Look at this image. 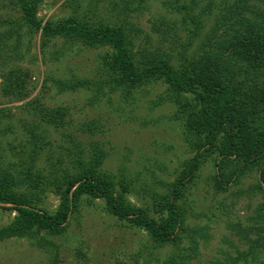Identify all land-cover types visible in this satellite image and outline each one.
I'll use <instances>...</instances> for the list:
<instances>
[{
	"label": "trees",
	"instance_id": "16d2710c",
	"mask_svg": "<svg viewBox=\"0 0 264 264\" xmlns=\"http://www.w3.org/2000/svg\"><path fill=\"white\" fill-rule=\"evenodd\" d=\"M0 1L5 9L0 12L2 95L22 101L28 118L22 120L18 141L5 145L0 141V209L14 213L0 226V241L25 238L44 250L48 264H60V247L49 237L67 232L69 219L77 217L81 204L101 200L105 212L122 222L121 228L147 234L129 264H193L208 226L186 223L188 195L207 161L216 168L211 177L215 192L227 191L255 171L256 188L264 200V8L259 4L263 0H222L208 30L204 21L213 14L212 0L204 6L201 0H163V6L179 15V22L160 16L150 19L155 36L133 19L144 0L111 2V10H118L107 17L100 15L96 0L86 11L64 0L71 11L56 20L38 15L45 0ZM25 34L29 41L38 36L42 59L56 61L75 48L101 50L93 77H47L58 93L87 91L93 102L108 93L129 98L162 84L150 103L173 105L169 118L181 126L193 154L181 160L171 180L159 182L164 190L150 194L151 204L130 200L139 185L137 176L131 177L122 165L116 172L107 169L108 153L99 140L84 147L77 138V133L83 138L103 134L102 119L82 121L75 132H67L73 123L70 106L29 97L31 74L21 64L29 52ZM53 43L48 58L44 49ZM48 128L67 137V145L54 148ZM10 130L14 132L7 123L0 138ZM50 194L58 200L53 210L41 206ZM258 211L254 227L238 229L248 243L246 249L236 248L235 255L207 264H249V260L264 264L259 257L264 250V203ZM254 232L251 238L249 233ZM164 246H171V251L161 259L157 249ZM76 255L87 259L81 247Z\"/></svg>",
	"mask_w": 264,
	"mask_h": 264
},
{
	"label": "rangeland",
	"instance_id": "374dc122",
	"mask_svg": "<svg viewBox=\"0 0 264 264\" xmlns=\"http://www.w3.org/2000/svg\"><path fill=\"white\" fill-rule=\"evenodd\" d=\"M95 0H69L70 5H76L81 11H86L90 2ZM99 13L103 17L114 14L118 9L111 10V2L121 4L122 0H96ZM209 0H201L202 6ZM213 14L205 19V28L208 30L213 23V17L222 6V0H212ZM232 1V0H228ZM64 0H45L38 10L42 18H62L70 13V6L63 4ZM264 8V0L259 1ZM1 5V1H0ZM0 12L5 9L0 7ZM160 16L167 20H179V15L172 13L163 6V0H144L142 8L133 19L146 32L156 35L150 30V19ZM177 20L176 23L179 21ZM152 37L156 40V37ZM36 34L30 41L24 35V44L29 52L22 60V66L29 69V97L40 96L50 105L65 104L71 107L72 125L67 132H75L78 123L92 118H100L104 123V133L89 137L78 136L83 146L93 140H99L108 155L104 166L116 172L119 165L128 168L131 177L138 181L137 191L130 195L135 204H151L150 194L153 191L161 192L164 188L159 184L161 180H171L179 170L181 160L189 157L191 151L182 137V129L178 122L169 118L173 105L164 104L152 106L150 101L163 89L157 83L135 92L131 97L124 98L120 93H108L101 98L89 102L90 94L87 91H66L58 93L49 81L45 79L56 76L61 79H70L72 75L79 77H93L94 68L99 64L101 50L75 48L67 51L65 56L58 60L44 58L38 55ZM29 41V43H27ZM29 44V45H28ZM197 45V41L193 47ZM55 43L49 44L45 56L49 58ZM25 51V50H24ZM34 56L36 60H32ZM3 67L0 65V130L11 124L14 132H7L0 138L2 145L7 142H16L21 137L22 120H28L27 114L21 109L22 101L13 100L2 95L1 77ZM17 132V133H16ZM23 132V131H22ZM48 138L54 148L67 145V137L53 128L47 129ZM212 161H207L199 170L197 183L188 195L189 203L186 223L189 225L208 226L207 239L201 240L198 254L193 264H207L212 259H221L227 254L235 255L236 248L246 249L248 243L240 237L238 229L245 231L249 226L257 224L258 209L263 205L261 193L257 191V172L243 176L240 181L232 184L225 192H215L212 176L215 171ZM137 183V184H138ZM58 203L57 198L50 194L44 198L41 206L53 210ZM12 211L0 209V226L8 223L13 217ZM113 216L105 212L101 200L93 205L81 204L77 217L69 219L68 230L61 236L49 237L60 247V264H117L118 261L131 263L134 253L141 245V240L147 234L140 229H123ZM253 238L254 233H249ZM78 247L86 252L87 259L77 257ZM171 251V246L158 248L161 259ZM260 260L264 261V250L260 252ZM142 262V259H140ZM0 264H48V257L44 250L31 244V241L22 238H10L0 241ZM155 264V263H154ZM242 264V263H240ZM249 264H257L249 260Z\"/></svg>",
	"mask_w": 264,
	"mask_h": 264
}]
</instances>
